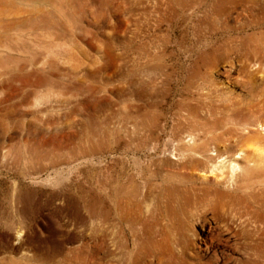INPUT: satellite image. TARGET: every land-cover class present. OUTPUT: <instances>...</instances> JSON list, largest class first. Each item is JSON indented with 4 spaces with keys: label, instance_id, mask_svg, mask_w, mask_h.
I'll return each mask as SVG.
<instances>
[{
    "label": "rangeland",
    "instance_id": "1",
    "mask_svg": "<svg viewBox=\"0 0 264 264\" xmlns=\"http://www.w3.org/2000/svg\"><path fill=\"white\" fill-rule=\"evenodd\" d=\"M0 264H264V0H0Z\"/></svg>",
    "mask_w": 264,
    "mask_h": 264
},
{
    "label": "bare ground",
    "instance_id": "2",
    "mask_svg": "<svg viewBox=\"0 0 264 264\" xmlns=\"http://www.w3.org/2000/svg\"><path fill=\"white\" fill-rule=\"evenodd\" d=\"M231 168L233 171H236L240 168V165L237 162H231Z\"/></svg>",
    "mask_w": 264,
    "mask_h": 264
}]
</instances>
